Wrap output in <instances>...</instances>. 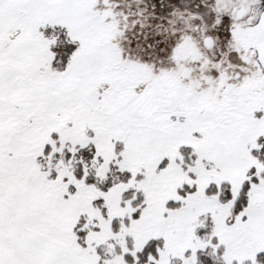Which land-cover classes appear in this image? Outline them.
Instances as JSON below:
<instances>
[{"label": "snow or ice", "instance_id": "1", "mask_svg": "<svg viewBox=\"0 0 264 264\" xmlns=\"http://www.w3.org/2000/svg\"><path fill=\"white\" fill-rule=\"evenodd\" d=\"M0 264H264V0H0Z\"/></svg>", "mask_w": 264, "mask_h": 264}]
</instances>
